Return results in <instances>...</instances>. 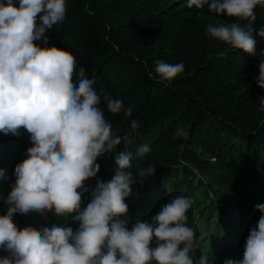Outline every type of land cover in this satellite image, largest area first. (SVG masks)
Instances as JSON below:
<instances>
[{"label":"trees","instance_id":"obj_1","mask_svg":"<svg viewBox=\"0 0 264 264\" xmlns=\"http://www.w3.org/2000/svg\"><path fill=\"white\" fill-rule=\"evenodd\" d=\"M65 4V19L46 32L48 44L42 40L34 44L71 53L77 70L83 65L86 76L95 77L94 88L102 97L120 99L125 109L132 108L128 117L107 112L101 103L113 131L123 135L133 119L141 125L127 149L133 173L132 194L125 199L129 230L137 219L151 222L171 199L187 196L193 201L186 213L187 226L195 231L193 260L202 252L211 264H223L236 254L242 259L244 246L238 245V234H249L261 215L256 206L264 204V112L259 111L258 100L264 89L255 83L264 50V38L256 35L259 25L253 22L257 55L252 56L207 36V5L198 10L188 8L187 0H65ZM254 13L256 20L264 21V6L257 5ZM226 18V24L237 22L235 17ZM157 61L183 62L185 68L165 87L148 77V71L155 75ZM178 128L187 131V138L176 135ZM29 136L25 129L18 137L0 133V169L6 176L0 179V216L6 214L5 199L15 183L14 166L32 146ZM142 144L151 151L138 157L136 149ZM120 150L123 144L117 146ZM114 156L115 152L98 157L96 177L84 182L89 191L81 197V210L90 202L97 179L107 182L114 175ZM137 167L154 168V174L140 180ZM72 215L15 213L12 219L18 230L55 224L75 231L79 222ZM155 245L154 239L150 247ZM8 255L0 249V258Z\"/></svg>","mask_w":264,"mask_h":264},{"label":"clouds","instance_id":"obj_2","mask_svg":"<svg viewBox=\"0 0 264 264\" xmlns=\"http://www.w3.org/2000/svg\"><path fill=\"white\" fill-rule=\"evenodd\" d=\"M206 5L210 14L237 21L209 24L207 36L256 56L254 9L264 6V0H187L186 6L200 10ZM65 15V0H0V133L18 137L25 129L32 142L26 158L14 166L15 183L5 199L6 214L0 216V249L9 253L0 264H194L190 253L195 231L186 223L193 204L189 197L171 199L151 222L137 219L129 230L125 199L132 194L133 173L127 149L141 125L133 119L123 135L113 131L101 103L107 112L128 117L132 108L125 109L120 99L102 97L94 88L95 77L88 78L83 65L77 70L71 53L34 44L42 40L47 45L46 32ZM256 35L264 38V26ZM184 68L183 62L157 61L155 75L148 71V77L167 87ZM258 71L255 83L264 89V50ZM258 100L259 111L264 112V95ZM176 135L187 138V131L178 128ZM121 144L124 150L117 152ZM150 151L142 144L136 155ZM112 152L114 175L107 182L97 179L90 202L81 210V197L89 191L84 182L96 177L98 157ZM137 172L143 180L154 174V168L137 167ZM5 178L0 169V179ZM256 209L261 215L249 229L242 259L227 258L223 264H264V204ZM49 211L60 218L74 214L78 228L53 224L18 230L12 219L15 213L43 217ZM154 239L156 245L150 247ZM209 260L202 252L195 264Z\"/></svg>","mask_w":264,"mask_h":264},{"label":"rangeland","instance_id":"obj_3","mask_svg":"<svg viewBox=\"0 0 264 264\" xmlns=\"http://www.w3.org/2000/svg\"><path fill=\"white\" fill-rule=\"evenodd\" d=\"M207 12H208V10H207ZM208 15H209V19H210V22H209V24H216V25H218V24H220V23H224V21H226V15H224V14H221L219 17H216L214 14H210L209 12H208ZM213 15V16H212ZM235 21H236V19H235ZM255 22L259 25V27L258 28H261V26H264V21L260 18V19H258V20H255ZM253 34H255V33H253ZM27 134H29L28 132H27ZM166 186L165 185H162L161 186V190H166ZM166 193H167V191H166ZM165 196V195H164ZM199 196H200V198L203 196L202 195V193L201 194H199ZM2 202V201H1ZM0 204H2V203H0ZM71 217V216H70ZM68 218H69V216H68ZM71 219H72V217H71ZM235 219H236V221H239L240 220V218H239V216H238V214H237V216L235 215ZM239 219V220H238ZM38 221V220H37ZM42 222H43V220H42ZM41 222V223H42ZM46 225V224H45ZM234 232H237L236 230H234ZM237 234V233H236ZM236 234H233V237L234 238H236ZM248 235L249 234H246V232H244L243 233V235H241V234H238V241L239 242H241V243H238V245H241V246H244L245 245V242H246V239H247V237H248ZM236 241V240H235ZM237 242V241H236ZM242 255V254H241ZM231 257H233V256H231ZM234 259H239L240 258V255L239 254H236L234 257H233ZM196 259L198 260L199 259V255L196 257ZM196 259H194V264H195V261H197ZM209 264H211V262H210V260H209ZM214 264H220V262L219 263H214Z\"/></svg>","mask_w":264,"mask_h":264}]
</instances>
